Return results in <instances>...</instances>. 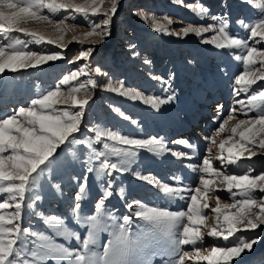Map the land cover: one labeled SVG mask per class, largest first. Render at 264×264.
Segmentation results:
<instances>
[{"label":"rangeland","instance_id":"1","mask_svg":"<svg viewBox=\"0 0 264 264\" xmlns=\"http://www.w3.org/2000/svg\"><path fill=\"white\" fill-rule=\"evenodd\" d=\"M199 1L201 0H116L117 12L113 15L109 12L113 0H72L73 3L80 5L96 4L98 14L95 17L91 15L84 17L71 10L67 12L61 10L53 14L45 10L43 14L49 15L51 23L29 20L22 25L28 32L44 36V41L39 44L32 37L24 36L22 33L10 34L14 38L18 37L26 41L28 50L38 54L60 53L61 58L28 70L15 73L6 71L0 74V120L15 114L20 107H29L32 99H38L48 91H55L59 86L62 95L57 99L66 102L54 105L58 111L74 112L77 110L74 100L88 99V104L84 106L80 132L74 134L78 139H94V130L104 128L119 131L130 138L163 137L173 151L184 152L192 156L191 159H177L167 154L153 156L142 152L130 168L154 176L160 182L163 181L162 183L168 181L171 187L181 188L185 197L195 194L190 193L189 188L200 187L199 196L202 199L198 203L206 202L209 207L203 210V221H197L193 227H198L202 239L195 245H182L179 252L173 253L162 228H154L153 224L132 216V211L128 209L127 204L133 203V210L135 209L134 202L139 201L149 207H158L166 211H187V204L190 201L168 199L152 185L134 178L131 173H125L116 176L115 194L106 199L103 207L102 220L107 221L108 230L99 233V247L92 246L91 248L92 252H97L101 256L104 246L111 239L110 232L113 230L111 218L114 217L116 224L119 225L124 223L125 215L132 217L129 228L130 238L135 240L140 237L141 241L147 245L145 251L151 259V264H172V261L177 260L184 251L190 253L199 251L201 256H206L212 247L231 246L235 242V237H230L226 242L222 238L208 236V232L213 228L220 230L217 227V214L212 210L217 207L219 201L222 214L234 213L237 211L236 208H225L224 206L232 205L243 197L236 189H233V193L236 194L233 197L226 190V186L220 183L222 177L218 178L214 173H194L186 165L191 164L198 168L202 165L203 158L207 156L212 161L214 172L220 171L226 175L249 174L251 177L264 175V149H260L258 143L255 147L248 145L256 152L255 156L249 158L248 152L244 151L237 164L220 167L219 144L222 141H228L222 153L223 157H227L228 147L243 143L240 141L239 133L245 131L244 126L238 128L236 134H233L231 129L236 127L240 120L254 119L258 115L254 110L247 111L245 114V111H241L237 101H247L254 91L264 90V80H258L248 93L241 92L239 96L234 95V89L238 87L235 85V78L243 72V62L237 61L235 56L246 55V52L235 49H217L214 45L205 43L204 41L211 40L216 35L213 31L202 33L200 36L194 33L183 35L182 29L188 26L215 25L217 22L212 19V16L224 11L220 8L221 0H204L210 13L206 17L191 21L190 24L188 10L185 7L189 8ZM237 2L238 0H231L233 7L230 19L244 17L254 21L258 10L239 7ZM88 10L91 12V7ZM105 18H110L111 33L106 39L101 42L100 37L86 36V33L91 31L93 23H99L103 27ZM61 20H63L61 25L63 31H59L56 27ZM154 22L162 25L167 31H156ZM231 32L237 37L245 38L251 47L264 51V43L257 44L255 40H249L246 31L233 25ZM61 36L63 39H60ZM48 40L54 43L49 44ZM7 42L0 37V43ZM90 47H93L90 56L78 59L80 51H86ZM144 59L147 63L140 66V61ZM175 64L180 65L178 71L171 69ZM148 65H151L152 69L147 71ZM139 66L141 68L136 70ZM252 67L257 69L261 68V65L257 63ZM80 68H84L83 73L71 79L67 84H60L65 75L71 76L73 71ZM141 70L145 71L144 75L139 74ZM261 70L264 71V69ZM149 73H154L155 79L146 78L145 75ZM158 78H161L163 83ZM90 80L96 82V87H92ZM121 82L125 88L139 91L144 96L166 99L168 95H172L174 99L168 104L161 105L157 110L139 100L133 101L106 88L111 83L120 85ZM81 85L83 88L80 92H71L72 88H79ZM168 85L170 87L165 91L164 88ZM85 92L88 95H85ZM116 108L128 116L129 120L121 118L114 111ZM231 109L234 111L230 112ZM245 109H247V104H245ZM229 115L233 117L230 120ZM19 119L23 123L22 117ZM132 120L137 123L132 124ZM225 120L228 121L224 125L225 130L217 135L220 124ZM177 137L189 138L188 141L195 146L196 152L192 154L189 149L174 143L178 140ZM229 137L232 138L230 141ZM260 139H264V135L257 137V140ZM213 140L215 143L212 142ZM105 142L112 143L111 141ZM96 146L102 150L101 145ZM61 147L64 150L59 154L60 163L56 168V175L60 179L56 182L61 184L62 191L49 189L47 186L41 188L37 184L33 192L26 195L21 218L16 223L21 226V229L28 228L30 233L37 232L48 236L54 244H63L73 255L59 259L50 256L41 261L32 255L40 241L31 235L25 238L21 232L20 239H17L16 234L6 237V240H16L13 245V257L10 259L14 258L15 252L19 250L20 261L28 260L29 264H76V254L84 255L86 258L90 254L83 245V239H86L88 235V225L79 224L71 229L81 235L80 241H66L63 236L57 235L43 219V216L48 215L59 216L68 226L66 214L75 215L74 210L69 207V200L74 198L78 192L77 177L84 173L89 150L79 144ZM209 149H211L210 152ZM233 151L239 154L242 150L236 147ZM8 154L10 153H6ZM48 175L50 173L46 171L45 176ZM200 176L209 181L207 192L199 183ZM100 183L101 181L95 178V173L89 176L87 191L84 198L79 201L84 209L81 215L95 216L97 214L94 203H98L101 198L98 191ZM121 188L123 198L119 195ZM36 194L40 196L39 201L34 199ZM254 197L259 204L264 193L257 191ZM3 198L0 197V200ZM27 203H32L33 209H28ZM37 204L39 207H36ZM11 210L14 211V208ZM252 211L259 214V207H254ZM72 223L76 224L75 219ZM183 223H187V218ZM180 230L182 231V225ZM236 235L249 240L255 236L264 237V225L247 232L241 228ZM195 262L207 264V261L199 259H187L185 264ZM221 264L224 262L221 261ZM229 264H264V239L254 244L251 252L246 251L238 260L233 259Z\"/></svg>","mask_w":264,"mask_h":264},{"label":"snow or ice","instance_id":"2","mask_svg":"<svg viewBox=\"0 0 264 264\" xmlns=\"http://www.w3.org/2000/svg\"><path fill=\"white\" fill-rule=\"evenodd\" d=\"M237 6L245 7L246 9L258 10L256 18L248 20L244 17H237L235 20L230 19L231 8L233 4L231 0H221L220 8L224 11L219 15H213L212 19L217 23L209 24L207 27L188 26L182 29L184 35L194 33L200 36L202 33L213 31L216 33L211 40L204 41L214 45L217 49H235L244 50L246 55H236L237 61L243 62V72L235 78L234 95L239 96L241 92L248 93L253 85L258 80H264V51H258L257 48L251 47L245 38L237 37L231 32V28L235 25L237 28L248 33L249 40H255V43H264V0H238ZM91 7V12H89ZM47 11L49 14L58 13L63 10L65 12L71 10L73 13L82 14L84 17L89 15L95 17L98 14V6L75 4L72 0H0V37H3L7 43H0V74L6 71L17 72L20 70H28L35 68L49 61H56L61 58L60 53L54 54H38L35 51L28 50L27 42L18 37H12L10 34L22 33L24 36L32 37L37 44L44 41L43 35H37L35 32H28L22 25L29 20L47 21L51 23L49 15L43 14ZM196 15L206 17L210 13L207 6L200 5L196 8ZM111 14L117 12L116 0H113L112 6L109 9ZM63 20L56 25L59 31ZM110 18L103 20V27L99 23H93L91 31L86 33V36L100 37L101 42L106 39L111 33L109 30ZM156 31L166 32L162 25L155 24ZM259 38L258 40L255 38ZM60 39H63L61 36ZM47 43H54L48 40ZM94 47V46H93ZM93 47L86 51H80L79 57H89L93 52ZM147 63V61H145ZM259 63L261 68L253 69V65ZM99 71V69H97ZM84 72V68L73 71L71 76L65 75L60 81V84H67L71 79H75L80 73ZM161 79V78H158ZM92 87H96V82L90 80ZM161 83L163 80L161 79ZM170 85L164 88L168 90ZM83 88H72V93H78ZM111 91L119 93L133 101L139 100L145 105H150L153 109L159 110L161 105L170 103L174 97L168 95L166 99H161L154 96H144L141 92L124 87L123 82L119 87L109 85ZM60 95L59 86L55 91H48L38 99H32L30 106L20 107L18 111L0 120V264H29L28 260L20 261V251L17 250L13 257V245L16 243L14 239H7L13 234H16L17 239H20L19 234L23 232L24 237L28 235L35 236L40 241L36 250L32 252L34 257L43 261L48 257L68 258L73 254L68 247L63 244H54L45 236L37 232H29L28 228L21 229V226L16 223L21 218V210L26 200V195L31 194L37 184L41 188L47 186L49 189L54 188L57 191H62L61 184L56 182L60 179L56 175L57 165L60 163L58 157L64 149L61 146L71 147L73 145H81L88 149L87 161L85 164L84 173L77 177L79 181L76 184L78 189L74 198H70L69 207L74 210L75 215L66 214L68 216V226L65 225L64 219L59 216L48 215L43 216L44 222L49 225L57 235L63 236L66 241H80L81 235L71 230L79 224L88 225V235L83 239V245L90 254L87 258L84 255L76 254V264H151V259L146 255L147 245L141 241L140 237L135 240L129 236V228L132 223V217L125 215L123 224H116L114 217L111 218L113 230L110 232L111 239L104 246L103 255L97 252H92V246L99 247V233L108 230L107 221L102 220L104 215L103 207L107 198L115 194V179L117 175L131 173L134 178L145 181L157 189L164 197L168 199L189 200L187 211H166L158 207H149L139 201L127 204V207L132 211V216L138 217L141 220L153 224L154 228H162L164 234L168 238V244L173 250V253L179 252L182 245H195L202 239L198 227H193L197 221H203V210L209 205L198 203L202 199L199 194L200 187L189 188L190 196L185 197L182 194V189L179 187H171L167 182H160L154 176L143 174L130 168L135 159L141 153H148L153 156L171 155L177 159H191L192 156L184 152L173 151L168 147V142L163 137L151 138H130L128 135H123L119 131H112L104 128H96L94 130V139H78L76 135L80 132L82 115L84 106L88 104V99L73 101L77 110L74 112L58 111L54 105L57 103H65L57 99ZM85 95H88L85 92ZM241 111H256L258 115L254 119L240 120L236 127L232 128L233 134H236L237 129L244 126L245 131L239 133L240 141L243 143L234 144L227 148V157H223L222 153L225 150V144L228 141H222L219 144L221 156L218 157L220 167L225 165L237 164L240 156L244 151L248 152L249 158L256 155V152L248 145L255 147L258 143L260 149H264V139L257 140L259 135H264V90L254 91L247 101L238 100ZM247 104V109H245ZM222 107V106H220ZM114 111L124 120H129L119 108ZM234 111V109H231ZM20 117L23 123L20 122ZM233 117L229 115L228 119ZM228 121L225 120L219 126V132L225 130L224 125ZM132 124L137 122L132 120ZM90 131H92L90 129ZM229 141L232 139L228 138ZM105 141H111L108 143ZM215 143V141H212ZM174 143L189 149L192 154L196 152L194 145L186 139H179ZM96 145H101L98 148ZM115 145H123L125 147H116ZM239 147L242 151L239 154L234 153L233 149ZM59 149V151H58ZM211 149H209V152ZM6 153H10L6 155ZM55 154V155H54ZM114 158V159H113ZM96 165L95 167L93 165ZM43 166V167H42ZM192 172L215 174L221 178L220 183L226 186V190L235 197L233 189L239 191L243 197L232 205H225V208H236L237 211L231 214H222L219 201L217 207L213 209L217 215V228H213L208 232L211 238H222L223 241H229L230 237H235V242L231 246H215L206 256H201L199 251L190 253L184 251L177 260L172 261V264H185L187 259H199L207 261V264H229L233 259L238 260L240 256L247 252H251L253 245L259 243L264 237L255 236L251 240L242 238L236 233L240 232L241 228L245 232L256 230L260 225H264V197L260 198L259 204L254 197V193L259 191L264 193V175L251 177L245 175H226L223 172L213 169L212 161L205 156L200 167H193L188 164ZM50 175L45 176V172ZM95 173V178L100 180L98 191V203H94L96 210L95 216L81 215L84 209L81 206V201L87 191V181L90 175ZM106 177V179H102ZM178 179V178H177ZM43 181V182H41ZM200 185L204 186L207 192L208 180L203 176L199 178ZM119 195L123 198V189H120ZM35 201L40 200L39 194L34 197ZM259 207V214L252 211L254 207ZM28 209H33L32 203H27ZM36 207H39L37 204ZM14 208V211L11 209ZM35 215H43L42 213H34ZM251 214V215H249ZM187 218V223H183ZM75 219L76 224L72 221ZM222 219V222H221ZM182 225V231L181 229Z\"/></svg>","mask_w":264,"mask_h":264},{"label":"bare ground","instance_id":"3","mask_svg":"<svg viewBox=\"0 0 264 264\" xmlns=\"http://www.w3.org/2000/svg\"><path fill=\"white\" fill-rule=\"evenodd\" d=\"M205 1L204 0H201V1H199L198 3H195V4H192L191 5V7H189V8H186L185 7V9L186 10H188V17H190L188 20H190V24H191V21H194V20H196V19H200V18H202L201 16H198V15H196V8L198 7V6H200V5H204V6H207L205 3H204ZM204 19V18H203ZM182 20V19H181ZM188 25H189V23H188ZM183 33V32H182ZM184 35V34H183ZM186 39H188V37H185ZM193 39V38H192ZM196 41V40H195ZM206 56V55H205ZM204 57V56H203ZM145 61H147L146 59H144V60H141L140 61V66H143V64L145 63ZM182 62V61H181ZM178 63V62H177ZM137 67L136 68V70H138V69H140L141 67ZM179 64H175L171 69L173 70V71H178V68H179ZM188 67V66H187ZM152 69V67H151V65H148L147 66V71L148 70H151ZM151 72V71H150ZM112 72H110V74H111ZM109 74V73H108ZM139 74H141V75H144L145 74V71L144 70H141V71H139ZM145 77L146 78H149V79H155V77H156V75L154 74V73H149L148 75H145ZM109 82V81H108ZM107 82V83H108ZM114 82V81H113ZM141 82H142V80H141ZM115 83V82H114ZM109 85H111V86H113V87H119V84L118 85H116V84H113V83H111V84H109ZM109 85H107V89H109ZM112 94V93H111ZM119 94V93H118ZM219 105V104H218ZM220 107V106H219ZM181 138H183L184 139V137H177V139L179 140V139H181ZM189 139V138H188ZM187 138H186V140H188ZM177 140V141H178ZM180 146V145H179ZM165 179V178H164ZM173 179V178H172ZM163 182V181H162ZM168 182V181H167ZM169 183V182H168ZM173 183V182H172ZM196 263V262H195ZM194 263V264H195ZM197 264V263H196Z\"/></svg>","mask_w":264,"mask_h":264}]
</instances>
